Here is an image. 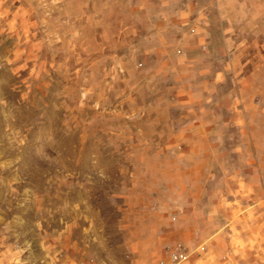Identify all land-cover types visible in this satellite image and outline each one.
<instances>
[{
  "label": "rangeland",
  "instance_id": "374dc122",
  "mask_svg": "<svg viewBox=\"0 0 264 264\" xmlns=\"http://www.w3.org/2000/svg\"><path fill=\"white\" fill-rule=\"evenodd\" d=\"M0 264H264V0H0Z\"/></svg>",
  "mask_w": 264,
  "mask_h": 264
},
{
  "label": "crops",
  "instance_id": "0c3cea01",
  "mask_svg": "<svg viewBox=\"0 0 264 264\" xmlns=\"http://www.w3.org/2000/svg\"><path fill=\"white\" fill-rule=\"evenodd\" d=\"M179 192H177V195ZM181 199L176 201V219L172 223L171 234L173 237L183 240L188 244L197 243L199 240L205 241L212 237L217 230L227 226V228L218 235L217 240H223L225 237L229 243H233L235 240V232L232 229L236 222V216L234 215V207L231 206H219V202L211 201V205L204 206V201L200 199V193L196 196L189 195L185 198L183 195ZM218 210L221 211L222 217L214 215ZM196 215V216H194ZM198 217V218H197ZM211 222V227H204L205 224ZM231 229V230H230ZM216 239V236H213ZM191 261H196L195 259Z\"/></svg>",
  "mask_w": 264,
  "mask_h": 264
},
{
  "label": "built area",
  "instance_id": "2783aa9c",
  "mask_svg": "<svg viewBox=\"0 0 264 264\" xmlns=\"http://www.w3.org/2000/svg\"><path fill=\"white\" fill-rule=\"evenodd\" d=\"M170 255L172 256L174 260L183 258L185 256V249L183 248V245L177 244L174 250L170 253Z\"/></svg>",
  "mask_w": 264,
  "mask_h": 264
}]
</instances>
